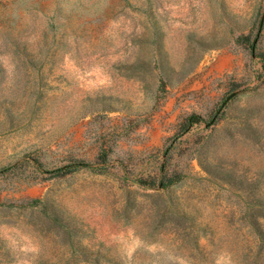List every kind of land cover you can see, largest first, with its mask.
I'll return each mask as SVG.
<instances>
[{
  "label": "rangeland",
  "instance_id": "374dc122",
  "mask_svg": "<svg viewBox=\"0 0 264 264\" xmlns=\"http://www.w3.org/2000/svg\"><path fill=\"white\" fill-rule=\"evenodd\" d=\"M0 264H264V0H0Z\"/></svg>",
  "mask_w": 264,
  "mask_h": 264
}]
</instances>
